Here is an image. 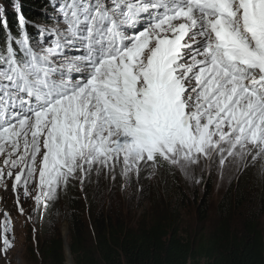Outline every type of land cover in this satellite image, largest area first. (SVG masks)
I'll return each instance as SVG.
<instances>
[{"label": "snow or ice", "instance_id": "snow-or-ice-1", "mask_svg": "<svg viewBox=\"0 0 264 264\" xmlns=\"http://www.w3.org/2000/svg\"><path fill=\"white\" fill-rule=\"evenodd\" d=\"M51 6L60 26L37 44L22 15L12 35L0 5V189L11 182L21 216L22 198L46 208L94 171L264 160V0ZM2 228L6 257L10 210Z\"/></svg>", "mask_w": 264, "mask_h": 264}, {"label": "trees", "instance_id": "trees-1", "mask_svg": "<svg viewBox=\"0 0 264 264\" xmlns=\"http://www.w3.org/2000/svg\"><path fill=\"white\" fill-rule=\"evenodd\" d=\"M0 3L18 6L28 23L45 21V0H0ZM10 9L7 18L13 30L18 19L16 8ZM5 36V30L0 29V48L5 45ZM89 178L83 184L69 182L58 190L56 199L47 201L35 244L32 241L33 264H66L65 243L60 233V225L65 221L69 225L67 241L73 264H264V234L259 224L264 213V183L260 193L257 182L241 178L235 196L222 201L223 218L214 229L207 234L197 232L194 239H189L181 235L173 211L161 209L149 223L143 216L135 222L126 221L125 206L120 199L116 209L110 207L116 189L108 185L103 189H87L84 186ZM253 193L260 194L256 204L250 197ZM203 203L199 206L201 223L207 221L209 212ZM239 210L243 214L235 225L231 217Z\"/></svg>", "mask_w": 264, "mask_h": 264}, {"label": "rangeland", "instance_id": "rangeland-1", "mask_svg": "<svg viewBox=\"0 0 264 264\" xmlns=\"http://www.w3.org/2000/svg\"><path fill=\"white\" fill-rule=\"evenodd\" d=\"M5 7H7V11L11 10L10 7ZM113 175H115V179H113ZM89 176L90 178L84 186L87 189H103L106 185L116 189L110 207L116 209L115 206L119 205L117 199H120L125 206L126 221L135 222L143 216L149 223L161 209H165V212L166 210L173 211L181 235L194 239L197 232L210 233L223 218V215L220 214V205L225 198L229 199L235 196L241 178L244 181L252 179L257 182L258 192L261 193V185L264 183V160L245 157L243 161L236 160L231 165L226 163L223 169L219 168L216 163L209 164L204 161L199 167L186 172L172 168L167 164H161L157 168L148 167L142 170L139 176L134 173L130 174L128 178L121 175V170L118 167L115 173L101 172L98 174L94 171ZM197 181L199 182L197 183ZM71 182L75 185L81 184L78 180ZM33 187L35 185H30V192ZM78 189L82 193L83 188L79 186ZM4 191L0 189V232L3 231L4 212L10 210L12 231L9 239L14 246L6 257L0 253V264H33L31 260L32 241L35 244L38 223L45 207L41 205L38 208L35 203L37 193L32 192L29 198L22 199L24 215L21 216L15 205L16 196L11 193L7 195L8 193ZM5 193L7 196L4 195ZM250 197L254 198L253 203L256 204L260 194L253 193ZM203 201H205L209 212L207 221L201 223L199 206ZM254 210L257 208L254 207ZM242 214L243 212L239 210L231 217L235 225H238L239 217ZM259 224L264 234V213L261 215ZM67 232H69V225L65 221L60 225V233L65 237ZM66 264H68L67 256Z\"/></svg>", "mask_w": 264, "mask_h": 264}, {"label": "water", "instance_id": "water-1", "mask_svg": "<svg viewBox=\"0 0 264 264\" xmlns=\"http://www.w3.org/2000/svg\"><path fill=\"white\" fill-rule=\"evenodd\" d=\"M68 235H69V232L66 233L65 237H63L64 239V243H65V253H66V256H67V260H69L68 257H70V260L72 261V257H71V254H70V249H69V246H68Z\"/></svg>", "mask_w": 264, "mask_h": 264}, {"label": "bare ground", "instance_id": "bare-ground-1", "mask_svg": "<svg viewBox=\"0 0 264 264\" xmlns=\"http://www.w3.org/2000/svg\"><path fill=\"white\" fill-rule=\"evenodd\" d=\"M2 190V189H1ZM7 190L8 191H4V192H7L8 194L7 195H9L10 193L11 194H13V192H12V188H11V182H9V186H8V188H7ZM22 191V190H21ZM5 196H7L6 195V193L4 194ZM4 196V197H5ZM13 198V197H12ZM22 199H24V198H22ZM22 199H21V206L23 207V201H22ZM14 202V201H13ZM3 204H4V202H3ZM16 205V204H15ZM66 235V234H65ZM69 258V260H68V264H73V262L70 260V257H68Z\"/></svg>", "mask_w": 264, "mask_h": 264}]
</instances>
